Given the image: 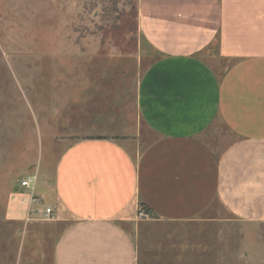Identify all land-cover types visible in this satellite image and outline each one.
Instances as JSON below:
<instances>
[{"label": "crops", "instance_id": "obj_1", "mask_svg": "<svg viewBox=\"0 0 264 264\" xmlns=\"http://www.w3.org/2000/svg\"><path fill=\"white\" fill-rule=\"evenodd\" d=\"M138 34L134 113L83 92L80 137L13 187L11 264H146L151 229L221 209L264 224V0H140Z\"/></svg>", "mask_w": 264, "mask_h": 264}, {"label": "rangeland", "instance_id": "obj_2", "mask_svg": "<svg viewBox=\"0 0 264 264\" xmlns=\"http://www.w3.org/2000/svg\"><path fill=\"white\" fill-rule=\"evenodd\" d=\"M139 2L0 0V264H11L22 245L15 235L24 233L5 219L10 193L80 137L74 112L82 93L110 98L120 117L134 113L136 81L153 61L141 51ZM140 129L149 143L154 136ZM220 215L151 229L146 264H264V224Z\"/></svg>", "mask_w": 264, "mask_h": 264}, {"label": "built area", "instance_id": "obj_3", "mask_svg": "<svg viewBox=\"0 0 264 264\" xmlns=\"http://www.w3.org/2000/svg\"><path fill=\"white\" fill-rule=\"evenodd\" d=\"M31 180H32V177H27V179L21 181V185L27 186L30 183ZM44 213H45V216L47 218H51V208L50 207H46ZM139 216L142 217V213L141 212L139 213Z\"/></svg>", "mask_w": 264, "mask_h": 264}]
</instances>
